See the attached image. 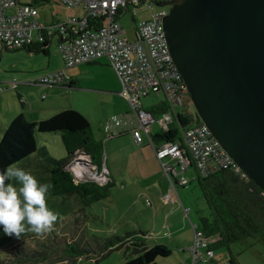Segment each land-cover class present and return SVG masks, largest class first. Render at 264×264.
<instances>
[{"label": "rangeland", "instance_id": "obj_1", "mask_svg": "<svg viewBox=\"0 0 264 264\" xmlns=\"http://www.w3.org/2000/svg\"><path fill=\"white\" fill-rule=\"evenodd\" d=\"M17 1L21 4H33L40 14L39 20L44 24L67 21L79 14L78 11L54 1L38 3H34L33 0ZM150 14L151 11L147 9L146 4L136 13H133L131 8L124 12L117 20L124 31V37L133 41L135 22L149 19ZM49 51L51 54L49 56H52L54 61L63 63V60L59 59L61 55L57 48L56 38L49 44ZM13 53L7 52V55H14ZM41 57L43 61L36 63L34 67L45 71L47 70L48 56L41 53ZM106 61L105 58H101L67 69L66 75L77 80L79 86L73 90H65V95L56 97L57 102L81 113L89 120L91 131L94 138L97 139L103 137V124L110 118L121 115L119 110L122 107V102L125 103L128 111L130 109L127 101L118 94L121 85L116 89L115 79L118 82L119 80ZM62 65L60 70L64 68V63ZM4 66V68H0V95L3 94V97L0 98L3 101L1 103L6 105L8 110H12L13 106L19 110L21 104L18 95L27 96L19 85L27 83L23 80L27 76V71L22 67L33 66V63L19 59V64L14 68L7 67L8 65ZM56 71L59 70L53 72ZM13 81L18 85L13 86ZM20 90L23 93H19ZM26 91L36 101H41V94H38L34 87L26 89ZM163 99L162 95H151L142 99L141 102L143 108L146 109ZM26 105L28 106V104ZM182 111L189 118V124L184 129L198 125L199 121L191 103H188ZM174 122L179 130L178 137L184 141L176 118H174ZM124 137L103 142V164L115 178L109 187L108 197L85 208H81L78 202L72 201L71 208L73 210L70 211L67 218L62 217L65 222L70 223L64 224L65 227H68L67 229L65 228L63 231L59 229V236L57 231L44 237L27 233L21 235L17 240L14 237L5 236L2 227H0V247L2 248L0 264H124L127 260L138 256L134 251L141 249V246L137 245L141 244L142 239L148 248L161 243L169 248L171 255L168 258L159 259V264H179L189 261L186 250L191 247L193 240L191 223L198 228L200 220L208 215V208L197 184L196 171L193 168L185 171L183 177L186 179L187 185L184 188L177 186L183 206L190 209L189 218L185 217L179 205L164 203L166 206H162L158 210L159 214L154 216L153 208L156 200L153 201L155 193L152 191V186L155 185L160 190L158 180H161L167 190V182L145 136H143V145L136 147L138 153L132 152L130 155L128 153L125 158L117 156V160L112 156L113 151L118 148H121L123 154L129 152L128 136ZM36 142L38 148L44 146L47 153L58 160H64L67 157L60 140V133L39 134ZM39 159L40 155L36 154L31 156L28 162H38ZM77 160L86 161L82 157L76 158L75 161ZM138 161H142L145 169L154 168L149 178H139L138 171L135 170ZM28 162L25 161L20 165L26 166ZM70 170L74 171L76 182L96 181L101 185L105 184V180H102L104 172L98 173L97 176L96 174L90 175L95 171L91 167L79 165L76 167L73 164ZM155 170L158 172H154ZM132 173L135 177L131 176ZM35 178L39 182L38 176ZM147 201L151 205L147 204ZM67 209L69 210V208ZM213 240L210 239V241ZM71 243L81 252L67 253L63 250ZM212 250L213 257L205 258L200 264H264V241L260 239H246L229 246L213 245ZM44 254L48 255V259L43 261ZM33 258L38 262H35Z\"/></svg>", "mask_w": 264, "mask_h": 264}, {"label": "built area", "instance_id": "obj_2", "mask_svg": "<svg viewBox=\"0 0 264 264\" xmlns=\"http://www.w3.org/2000/svg\"><path fill=\"white\" fill-rule=\"evenodd\" d=\"M34 1H54L81 11L82 15L42 26L37 20L38 11L32 4L0 0V54L34 44L44 48L51 37H57V48L64 69L38 80V84L48 87H67L70 80L64 73L66 69L105 58L120 82V96L130 108V112L124 116V124L130 126L132 140L136 145H141L143 136L146 137L167 182V190L161 195L162 203L179 205L185 217L189 218L190 209L183 206L177 192V186L187 185L183 173L189 168H193L200 177H207L220 169L233 173L242 181L251 182L201 122L183 130L184 141L180 139L156 145L152 139L150 132L157 118L142 108V99L151 95L164 97L168 108L160 113L157 120L163 132L168 131L173 119H177L178 114L183 113L182 109L191 103L186 84L173 62L165 40L163 20L169 6L159 5L168 0ZM144 4L151 11L150 18L135 22L134 40L129 41L124 37V31L117 20L128 9L136 13ZM12 85L16 86L15 83ZM121 124V120L112 117L104 127L106 138H115L117 134L114 128H119ZM72 164L77 167L75 163ZM71 165L69 171L74 177ZM96 172L90 175L97 176ZM102 180L108 182L106 173ZM191 228L192 245L186 250L189 261L179 264H200L205 258L213 257L212 244L215 240L206 238L195 224L191 223Z\"/></svg>", "mask_w": 264, "mask_h": 264}, {"label": "water", "instance_id": "obj_3", "mask_svg": "<svg viewBox=\"0 0 264 264\" xmlns=\"http://www.w3.org/2000/svg\"><path fill=\"white\" fill-rule=\"evenodd\" d=\"M159 6L196 117L264 194V0Z\"/></svg>", "mask_w": 264, "mask_h": 264}, {"label": "trees", "instance_id": "obj_4", "mask_svg": "<svg viewBox=\"0 0 264 264\" xmlns=\"http://www.w3.org/2000/svg\"><path fill=\"white\" fill-rule=\"evenodd\" d=\"M34 45L27 49L34 53L43 52L41 47L34 48ZM176 121L181 132L189 124V118L184 113L178 114ZM49 133H60V140L67 155L64 160L54 158L46 150H39L37 136ZM178 134L179 130L173 123L168 131H160L152 135V139L156 145L177 142L180 141ZM36 154L40 155L38 162H28L29 158ZM80 157L86 158L87 161H75ZM25 161L28 165H20ZM72 163L94 168L98 173L103 169L102 142L95 140L88 121L73 110L61 111L37 123L28 122L20 114L5 129L0 140V172L15 164L34 177L38 176L39 183H51L52 187L47 194V206L58 213V221L51 234L56 231L58 233L59 229L63 231L68 228L64 224L70 222H65L62 217L67 218L73 210L72 201L85 208L108 197L110 182L104 185H99L95 181L76 182L69 171ZM196 179L208 208V215L200 220L198 228L206 238L215 240L212 246H229L246 239L264 241V194L252 182L242 181L233 173L220 169L207 177H200L197 174ZM9 182L18 186L15 180ZM142 236L144 237V234ZM137 246H141L140 250L134 251L138 256L124 264H159V259L171 255L167 246L159 244L148 248L143 239ZM63 250L67 253L81 252L72 243ZM47 256V254L42 256L43 261L48 259Z\"/></svg>", "mask_w": 264, "mask_h": 264}, {"label": "crops", "instance_id": "obj_5", "mask_svg": "<svg viewBox=\"0 0 264 264\" xmlns=\"http://www.w3.org/2000/svg\"><path fill=\"white\" fill-rule=\"evenodd\" d=\"M76 11H78V10H76ZM78 13L79 14H77L76 17H79V16L82 15L81 11H78ZM39 17H40V14L38 12L37 20L42 26H50L51 24L56 23V22H52L50 24H44V23H42L39 20ZM54 38H56L57 45H58L57 37L53 36V37H51L48 40V42H47L48 44L46 45V47L42 48L43 52H40V53H34L33 51H31V50H29L27 48H23V49H18V50H14V51H4V52H2L0 54V68L1 69L5 67L4 65H8L7 67H13L14 68L15 66H17L19 64V59H25V60L30 61V62L33 63V66L22 67L23 70L27 71L26 72L27 76L25 78H23V80L26 81L27 83L26 84H22L21 83L19 85H20V87H22L24 89V93H26L27 96L18 95V98L20 99L19 102L21 104V109L17 110L13 106L12 110H8V107H6V105H3V103H1L3 101L0 99V140H1L2 136H3V133H4L5 129H7L8 126L10 125V123L20 114H22L28 122L37 123V122H39L41 120L47 119V118L55 115V114H57V113H59L61 111L72 110V109L66 108L67 106H64L62 103L57 102L56 101V97H60L61 95H65L64 94L65 90H73L75 88H78L79 82L77 80L69 77L70 84L67 87L66 86L65 87L64 86L48 87V86H43V85L38 84V80L41 77H43V76H45V75H47L50 72H53L55 70H60L62 68V66H63L62 64L64 62L62 64H61L62 61L60 63H57L56 61L53 60L52 56H49V55H51L50 51H49V44L52 43ZM35 47L39 48L40 46L35 44L34 48ZM7 52H14L13 53L14 55L9 56V55H7ZM41 53L48 56V58L46 60L47 70H45V71L38 70L37 67H34V65L36 63L38 64L39 62L41 63L43 61V58L41 57ZM59 59L62 60L61 57H59ZM59 59H58V61H59ZM6 63H8V64H6ZM66 71H67V69L64 71L65 74H66ZM12 83H15L16 85H18L17 82L13 81ZM115 83H116V89H118L120 84L117 81V79H115ZM28 86L34 87L35 91L38 94H41V96H40V100L41 101H36L31 94L27 93L26 89L32 88V87H28ZM120 91H121V89H120ZM19 93H23V92L20 90ZM118 94L120 95V92H118ZM2 95L3 94L0 95V98L3 97ZM26 104H28V106ZM142 108H143V106H142ZM167 108H168V106H167V104L165 102V99H163V101H160V102L152 105L151 107H148L146 109L143 108L145 111L153 113L156 116V118H157L156 119V123H154L152 125V129H151V132H150L151 136L155 135V134H157L158 132L161 131L160 125L157 123V120H158V117H159L160 113L167 111ZM73 111H75V110H73ZM129 112H130V109L128 111L127 107L125 106V103L122 102V107L119 110V113L121 115L117 116V118L119 120H121L122 124L119 126V128H114L117 136L115 138H113V139L122 138L123 136H125L124 138H127V136H128L127 142L129 144V152H127L126 154H123V151L121 150V148H118L117 150H114L112 156H114V158H116V160H117V156H119L121 158L122 157L125 158L128 155V153H129V155L132 152L133 153H138L136 147H140V146L143 145L142 144V145H137L136 146L133 143L132 136H131V131H130L131 128H130L129 125L124 124V116L126 114H128ZM79 114H81V113H79ZM85 119L88 121L90 129H91V124H90L89 120L87 118H85ZM109 120H107V122H105L103 124V126H102V131H103V137H101L102 139L95 138V140L102 142V144H103V142L110 140V139L106 138V136H105L106 133L104 132V127H105L106 123H108ZM173 123H175V122H173ZM154 127H156V128H154ZM143 141H144V137H143ZM144 146H146V145H144ZM39 150H46V148L44 146H42V147L39 148ZM144 157H146V156L144 155ZM142 158H143V156H142ZM148 158L151 159V157H148ZM154 159H155V157H154ZM130 165L133 166L134 164H130ZM103 169H104L103 172L106 173V175H107L108 182H110V184H111L113 180L115 181V178L113 177L112 172L109 169H106L104 164H103ZM135 170L138 171L139 178L144 179L145 177L149 178V176L151 174V171L154 170V168L153 169L152 168L151 169H145L144 164L142 163V161L141 162L138 161V162H136ZM154 172H158V171L155 170ZM131 176L135 177L134 173H132ZM127 178H129V177H127ZM158 182H159V185H160V190L157 189L155 185L152 186V189H153L152 191L155 193L153 201L156 200V204H155V206L153 208L154 216L159 214L158 210L160 208H162V206H166L161 201V195L166 191L165 190L166 186H163V182L161 180L160 181L158 180ZM180 188H184V187H180ZM149 205H151V204H149ZM159 239H161V238H159ZM162 244L163 243H161V245ZM157 245H159V244H157ZM185 256H187V255H185Z\"/></svg>", "mask_w": 264, "mask_h": 264}, {"label": "clouds", "instance_id": "obj_6", "mask_svg": "<svg viewBox=\"0 0 264 264\" xmlns=\"http://www.w3.org/2000/svg\"><path fill=\"white\" fill-rule=\"evenodd\" d=\"M12 180L19 187L9 182ZM51 187V183H39L15 164L0 172V227L5 236L19 240L21 235L33 233L44 237L54 230L58 213L47 206Z\"/></svg>", "mask_w": 264, "mask_h": 264}]
</instances>
